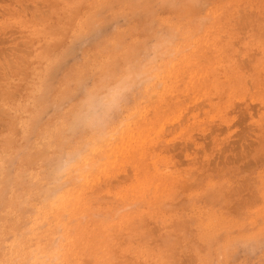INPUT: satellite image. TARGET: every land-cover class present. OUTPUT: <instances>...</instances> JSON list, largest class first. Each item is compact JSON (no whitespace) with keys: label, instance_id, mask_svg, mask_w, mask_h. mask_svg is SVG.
I'll return each instance as SVG.
<instances>
[{"label":"bare ground","instance_id":"bare-ground-1","mask_svg":"<svg viewBox=\"0 0 264 264\" xmlns=\"http://www.w3.org/2000/svg\"><path fill=\"white\" fill-rule=\"evenodd\" d=\"M14 1L19 2L20 7L16 9L17 4H11L12 7L6 8V12L11 13L12 17L21 19V24H26L27 28L30 29L32 38L26 41L25 45L28 49H33L36 62L48 61L49 50L47 46L50 42H53L52 39L55 33L59 32L52 28V15L40 9L44 4L48 6L50 0H41L42 3L40 2V4L38 3L40 0ZM51 1L57 2L59 0ZM78 1L81 3L89 0ZM106 1H110V6L114 12L125 16L126 21L123 23L118 22L119 25L114 34L90 45L91 54L97 59V65L99 66L97 67V76L94 77L87 92L80 99L83 101L89 92L116 83H122L124 90L117 104L112 108L106 119L100 123V126L96 123H86L80 118V104L74 107L71 116L66 119L67 126L71 131L68 136L74 140V149L81 148L84 143L96 142L97 138L95 139V136H98V134L108 135V128L114 132L118 126L126 123V118L131 116L133 108L140 110L139 104L141 102L146 101L153 93H159L160 90L157 87L163 83L162 73L166 71L169 64L179 62L177 55L183 50V42L191 37L195 48L188 53L189 59L185 57V61L195 64V69L199 71L198 76H200V83L198 84L202 87H209L210 82H214L218 88H221V94L229 92L230 88L234 86H242L243 91L251 86L254 89L252 95L264 91V81L259 80L254 75L249 77L245 73L248 64H253L254 59L248 58L240 61L234 56L238 52L236 47L238 44H246V53L249 52L251 47H259L258 49L262 50L264 54V27L259 26L263 30L259 39L246 29L245 26L250 25V17L249 15H242L241 11L238 10L244 4L243 0H232L227 3L217 2L209 10L207 17L194 16L186 6L179 4L174 9L163 11L160 14L161 25L158 24L159 26L155 27L150 35L143 33L146 32L145 24L135 20L136 10L140 7L144 8L148 0ZM262 1L257 0L258 4ZM60 2H63L66 7H74L78 3H74L75 1L72 0H60ZM249 5L257 7L254 2ZM229 10L232 12H228ZM220 11L228 12V14L220 13ZM201 14L205 15L204 13ZM224 15L226 16L224 17ZM97 17L96 14L95 18L97 19ZM197 21H204L203 26L196 24ZM179 23H183L184 28H181ZM166 26L168 29H166ZM38 27H42L39 30L40 34L36 32L38 30L33 29ZM245 30L248 31L247 36L240 39V33H243L241 31ZM44 36H46L45 39H43ZM148 42H150V46L147 49L151 50L145 56L141 53H143L142 50ZM53 44L56 45L57 43L54 42ZM43 46L46 51L41 53ZM24 55L25 48L17 53V57ZM1 59L8 62L7 58L0 55ZM12 61L14 60L11 59L9 63L14 64ZM254 64L253 68L255 69L260 63L255 61ZM65 77L69 81L71 76L68 73ZM198 84L195 86L198 87ZM155 89L157 91H154ZM163 90L165 91V88ZM227 97L229 105L223 114L225 117L222 116L221 121H219L220 124H213L211 127L207 125L202 129L203 134L210 138L212 144L219 146L218 150L220 152L217 154V158L214 157L211 160V156H207L204 159L208 162V168L205 166L200 167V169L191 167L187 171L176 172L171 179L172 183L166 184L164 189L160 190L154 198H152L153 196H151L149 190L154 183V175L147 169L150 163H154L159 167L175 162V155L172 153H176L180 149L184 150L189 146L194 147L197 151L202 149V152H206V150H203L204 146L202 144L192 140V136L188 139L190 142L184 144H178L173 140L170 142L168 137L174 132L165 127V129L161 128V131L156 134V127L153 122H140V126L144 129L145 139L143 146L135 148L139 152L135 158V160L138 158V161L134 165L138 177L143 181L137 186L128 184L126 189H117V193H119L117 199L113 197L106 200V198L99 196V192L102 187L105 188V183H108L111 178H116L122 174L120 173L122 171L121 167L120 172H117L118 168H114L108 173H105V171L84 173L82 170L84 168L80 163H77V167L73 166L67 174L69 187L64 189L55 199L46 200L48 198L46 190L45 192L43 189L35 190V199L44 201L36 207L37 214L32 219L30 226H26L27 223L22 221L23 219L19 216V214H23L16 209L18 208V205L14 202V199H17L16 193H11L13 195L8 198L9 203L14 204L9 205L8 203L9 206L7 205V207L14 209L13 215L16 216L10 221L8 226L10 231L8 232H16L18 242L15 244V250L11 255L2 251L0 247V264H51L49 261L53 258L56 260L55 263L62 264L58 260V255L55 257L53 255L54 229L62 234L64 233L67 237H77L73 247L69 248V264H134L131 260L125 258L127 253H135L137 257L145 260L149 257L152 264H164L165 261H169L170 264H181L177 256L181 254L188 256V249H194V252H190V254H195L199 261L198 264H205L210 256L201 254L200 249L205 247L204 245L210 247L220 237H222L223 244L210 249L223 255L224 251L235 240L241 237L246 238L240 231L237 235L236 232H233L235 228L241 230L246 225V222L240 219L241 216L236 220L229 216L230 214L227 215V212L222 211L212 216V218L204 220L203 226H200V231L197 229L193 233H187L182 227L185 225L187 213L192 216L193 205L197 202L203 203L202 198L204 196L209 195L215 200H219L226 207L228 199L223 194L224 191L234 193L236 190H244L245 186H250L252 183H254V189H256L257 185H260L258 181L264 183V175L261 171L254 172L255 175L252 171H249L248 176L242 174V171L248 168V165L253 162H261L264 159L263 154L261 156H256V154L247 156L248 151L244 149L245 144L248 145V140L253 137L258 143V148L264 150V112L260 113L261 123H254V128L246 127L241 131V144L238 151L231 148V145L228 146V144L224 147L223 141L219 138L220 132L229 129L235 121L243 124L246 114L252 117L251 107L248 104L236 103L235 100L230 98L229 93ZM242 98L240 100L246 101ZM121 102H124L125 107L123 112L119 114L117 110L118 107H121ZM2 113H5V111H2ZM228 114L233 116L228 117ZM188 115L196 117L198 114H195L191 109L184 117L186 118ZM180 122L183 121L179 120L176 124L180 126ZM72 123H79L76 129H71L70 124ZM0 125H2L1 122ZM12 127L13 123L8 122L5 124L6 134L10 133L11 139L13 137ZM20 132L23 131L20 130ZM154 133L155 136L152 139ZM10 142V140L6 142L8 144L7 149L12 150L3 156L2 160L16 159V171L18 175L23 174L28 170L31 163L29 162L30 159L37 151L41 150L43 144L33 143V140L28 142L27 139L20 143L10 144ZM149 142L153 143V148H149ZM106 143L108 151L102 154L103 157H106L116 148L115 142L106 141ZM195 154L198 157L197 153ZM246 156L250 157V161L245 162L247 163L244 165L246 168H238V171L227 168V165L233 164V162L243 161ZM99 158H94V162L101 161ZM38 176L37 184L41 187L49 188L50 184L58 180L54 166L41 171ZM80 176L86 178L87 181L85 183H75L76 177L79 178ZM228 177H235L236 181H232ZM253 179L258 180L257 183ZM99 180L102 184H97ZM201 180L206 182L202 183L199 190L195 191ZM145 182H150V184ZM1 191L0 189V195ZM256 191L255 194L261 195L264 189L259 191L256 189ZM261 198L264 199V194ZM244 200L245 198H240L239 204L233 203L236 208L235 211L246 207ZM190 206L193 207L190 208ZM65 215L71 217L72 225L70 228L64 226L62 219ZM148 220L155 221L160 228L167 232L166 236H163L158 243H152V233L146 230ZM43 222L48 225V228H42ZM221 230L226 232L223 236L219 235ZM249 236L253 238L256 235L249 234ZM140 237L141 240L143 238V242L138 245L141 242ZM120 238H124L127 243L125 249L121 246H119V249L115 247L116 241ZM133 239H137L138 242L134 244Z\"/></svg>","mask_w":264,"mask_h":264},{"label":"rangeland","instance_id":"rangeland-1","mask_svg":"<svg viewBox=\"0 0 264 264\" xmlns=\"http://www.w3.org/2000/svg\"><path fill=\"white\" fill-rule=\"evenodd\" d=\"M72 1L78 3L74 7H66L60 0L57 2L50 0L48 6L44 4L40 8L42 11H46L47 14L52 15V28L59 32L55 33L52 39L53 42H50L49 46H47L49 60L36 62L33 49H28L27 45H25V42L32 38L30 29L27 28L26 24H21V19L12 17L11 13L6 12V8L12 7L11 4H17L15 6L17 9L20 7V3L14 0L12 2L10 0H0V39H2L0 40V55L8 60V62L3 59L0 60V122L2 123L0 125V189L2 190L0 195V247L2 251L10 255L14 252L15 244L18 242L16 232H8L10 231L8 229L9 223L16 216L13 215L14 209L7 207L10 202L8 198L13 195L11 193H16L17 199H14L15 204L18 205L16 209L23 214H19V216L23 219L22 221L27 223L26 226H30L32 219L37 214L36 207L44 201L35 199V190L43 189L44 192L46 190L48 196L46 200L55 199L57 195L69 187L70 183L67 180V174L72 170L73 166L77 167V163L83 166L84 169L82 170L84 173H99L103 171L108 173L114 168H118L117 172H120L121 167L122 171L120 173L122 174L116 178H111L108 183H105V188L102 187L99 192V196L106 198V200H110L113 197L117 199L119 195L117 189H126L128 184L137 186L143 181L138 177L137 169L134 165L138 161V158L136 160L135 158L139 152L135 148L143 146L145 139L144 129L140 126V122H153L156 127V134L161 131V128L170 129L171 132H174L168 137L170 142L173 140L178 144H184L190 142L188 139L192 136V140L202 144L204 146L203 150H206V152H202V149L197 151L194 147L189 146L184 150L180 149L176 153H172L175 155V162L173 161L159 167L154 163H150L148 168H146L154 175V183L149 189L151 196H153L152 198L160 190H163L166 184L172 183L171 179L176 172L187 171L191 167L200 169V167L205 166L208 168V162L204 159L207 156H211V160L214 157L217 158V154L220 152L218 150L219 146L212 144L210 138L203 134L202 129L207 125L211 127L213 124H220L219 121H221L222 116L223 118L225 117L223 114L229 105L228 93L230 98L235 100L236 103L248 104L251 107L252 117L246 114L243 124L235 121L233 122L234 124L230 125L229 129L220 132L219 138L223 141L224 147L228 144V146L231 145V148L238 151L241 144V131L246 127L254 128V123L262 122L260 113L264 112V91L252 95L254 89L251 86L246 91H243L242 86H234L230 88L229 92L221 94V88H218L214 82H210L209 87H202L198 84L200 83L199 71L195 69V64L185 61L188 53L195 48L191 37L183 42V50L177 55L179 62L176 61L169 64L166 71L162 73L163 83L157 87L160 90L159 93H153L146 101L141 102L139 104L140 110L133 108L131 116L126 118V123L118 126L114 132L108 128V135L98 134V136H95L97 140L94 139L96 142L84 143L81 148L74 149V140L68 136L71 131L67 126L66 119L71 116L76 105L80 104L81 106L82 99L80 97L87 92L94 77L97 76V67L99 65H97V59L91 54L90 45L114 34L119 25L118 22L123 23L126 19L125 16L114 12L110 6V1L89 0L81 3L78 0ZM230 1L232 0H148L144 8L140 7L136 10L135 20L145 24L146 32L143 33L150 35L155 27L161 25L160 14L163 11L174 9L179 4L186 6L194 16L207 17L209 10L214 4ZM243 1L244 4L238 10L241 11L242 15H249L250 17V25L245 27L259 39L263 31L259 26L264 27V0L260 4H258L257 0ZM40 2L41 0L38 3L40 4ZM252 2L257 7L249 5ZM29 7L31 8V6ZM228 12L232 11L229 10ZM228 12L220 11V13L226 14ZM96 14L98 15L97 19L95 18ZM203 22L197 21L196 24L203 26ZM179 25L184 28L183 23H179ZM41 28L33 29L38 30L36 32L40 34L39 30ZM166 29H168L167 26ZM248 31H241L243 33H240V39L245 38ZM54 42L57 44L54 45ZM149 46L150 42L146 43L141 54L147 56L151 50L147 49ZM245 46L246 44L236 45L238 52L234 56L240 61L250 58L251 60L254 59L253 64L255 61L256 63L259 62L260 64H257L258 66L255 69L253 64H248L245 73L249 77L254 75L259 80L264 81V54L262 50H259V47H251L250 50L252 51L249 50L246 53ZM23 48H25V55L17 57V53ZM41 50V53L46 51L44 46ZM11 59L14 60L12 61L14 64L9 63ZM68 73L71 76L69 81L65 77ZM196 84H198V87L195 86ZM164 88L165 91L163 90ZM157 89L154 91H157ZM243 96L246 97L242 98ZM240 98L246 101L240 100ZM123 103L121 102V107H118L117 111L119 114L124 110L125 106ZM35 109L36 111H34ZM191 109L198 115L196 117L188 115L185 118L184 115L186 116ZM2 111H5V113H2ZM230 116L232 117L233 115L228 114V117ZM179 120L183 121L180 122V126L176 124ZM8 122L13 123L12 139L10 133L6 134L5 131V124ZM79 123L70 124L71 129H76ZM96 124L100 126V123ZM20 130L23 132H20ZM155 133L152 135V139ZM26 139L28 142L33 140V143L43 144V147L30 159L29 162L31 163L28 170L18 175L16 159L2 160V157L12 150L7 149L8 144L6 142L8 140L12 142L10 144H14ZM106 141L115 142L116 148L113 152L107 154L106 157H103L102 154L108 151ZM151 147L153 148V143L149 142V148ZM258 147L255 138L251 137L248 140V145L245 144L244 148L245 151H248L247 156L249 154L264 155L263 148L259 149ZM195 153H197L198 157H196ZM247 156L244 158V162H233V164L227 165V168L233 171H238V168H246L244 165L247 163L245 162L250 161V157ZM97 157H100L101 161L95 163L94 158ZM263 160L248 165V168L244 169L242 174L248 176L250 174L249 171L253 173L261 171L264 175ZM51 166H54L58 180L50 184L49 188L39 186L37 184L38 175L41 171ZM228 178L236 181L235 177ZM86 181L87 179L82 176L75 179V183L78 184ZM253 181L257 183L258 180L253 179ZM204 182L206 181L201 180L195 191L199 190ZM258 182L260 185H257L256 189L258 191L264 189V183ZM99 183L102 184L100 180L97 184ZM145 183L150 184V182ZM253 184L245 186L244 190H236L234 193L224 191L223 194L228 199L226 207L219 200H215L209 195L202 198L203 203L197 202L193 205L194 207L190 206V208L193 207L194 209L191 213L192 216L187 213L185 225L182 227L187 233H193L197 229L200 231V226H203L204 220L210 219L222 211L227 212V215L230 214L229 216L236 220L241 216L240 219L246 222V225L241 230L238 228L233 230L236 235L240 231L246 238L241 237L235 240L228 246L223 255L210 249L223 244L222 237L218 240L216 239L215 243L210 247L204 245L205 247L200 249L201 254L210 256L205 264L264 263V199L261 198L264 192L261 195L255 194L256 189H254ZM240 198H245L246 207L235 211L236 208L233 203L239 204ZM62 220L64 226L67 228L71 227L72 220L69 215H65ZM42 225V228H48L46 223L43 222ZM146 230L152 233V243L160 242L161 238L167 234L153 220L146 222ZM220 232L219 235L221 236L226 233L224 230ZM249 234L256 236L251 238ZM53 237L54 257L58 255V260L62 264H69V248L73 247L77 237H67L56 229L53 231ZM139 240H141V237ZM142 240L138 245L142 244ZM132 242L136 244L138 241L133 239ZM126 245L124 238L118 239L115 243L117 249H119V246L125 249ZM187 251L188 256L185 254L177 256L180 263L198 264L199 261L195 254H190V252H194V249H188ZM127 254L125 258L131 260L134 264H152L149 257L145 260L137 257L135 253ZM49 262L58 264V262L55 263V258ZM164 264H170V262L165 261Z\"/></svg>","mask_w":264,"mask_h":264},{"label":"clouds","instance_id":"clouds-1","mask_svg":"<svg viewBox=\"0 0 264 264\" xmlns=\"http://www.w3.org/2000/svg\"><path fill=\"white\" fill-rule=\"evenodd\" d=\"M123 90V84L116 83L89 92L82 101L80 118L88 123L103 122L117 104Z\"/></svg>","mask_w":264,"mask_h":264}]
</instances>
